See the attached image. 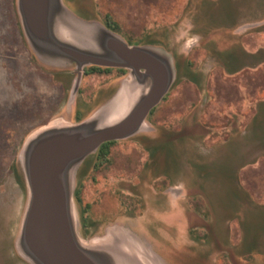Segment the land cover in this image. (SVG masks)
I'll list each match as a JSON object with an SVG mask.
<instances>
[{"label": "rangeland", "instance_id": "rangeland-1", "mask_svg": "<svg viewBox=\"0 0 264 264\" xmlns=\"http://www.w3.org/2000/svg\"><path fill=\"white\" fill-rule=\"evenodd\" d=\"M62 3L70 19L89 27L106 26L109 15L120 29L112 31L129 45L164 54L174 70L144 125L111 140L107 156L99 146L79 165L73 203L83 242L102 246L123 229L147 249L131 253L142 264H152V252L162 264H264V249L249 253L245 243L251 234L264 240L259 237L264 211H256L264 207L259 206L264 204V61L252 66L257 60L248 56L261 51L264 57V0ZM65 31L75 34V26ZM25 40L11 0H0V264H33L18 248L29 203L21 161L25 143L48 126L90 117L105 103L100 89L118 88L129 72L87 75L90 65L82 70L75 63L50 65ZM227 52L247 66L229 74L223 63ZM230 162L236 169L234 184L224 170L220 174ZM234 188L241 192L235 203L230 199Z\"/></svg>", "mask_w": 264, "mask_h": 264}, {"label": "water", "instance_id": "water-1", "mask_svg": "<svg viewBox=\"0 0 264 264\" xmlns=\"http://www.w3.org/2000/svg\"><path fill=\"white\" fill-rule=\"evenodd\" d=\"M17 9L24 35L44 63L59 67L75 63L79 70L88 65L129 69L115 94L90 117L48 126L25 143L21 161L29 203L18 248L33 264H142L131 253L147 249L128 230H120L114 242L102 246L83 242L74 217V183L89 153L144 125L174 79L172 63L153 49L129 45L106 26L89 27L88 22L70 19L62 0H17ZM73 26L75 34L65 31ZM80 80L81 75L73 84L72 98ZM122 90L127 93V112L109 122ZM148 258L162 264L153 252Z\"/></svg>", "mask_w": 264, "mask_h": 264}, {"label": "trees", "instance_id": "trees-1", "mask_svg": "<svg viewBox=\"0 0 264 264\" xmlns=\"http://www.w3.org/2000/svg\"><path fill=\"white\" fill-rule=\"evenodd\" d=\"M11 2H12V6H13V11H14V15H15V19H16V23H17V25H18V28H19V33L21 34V37H22V40H23V43H25L26 44V40H25V37H24V35H23V33H22V30H21V27H20V23H19V21H18V17H17V13H16V11H15V0H11ZM105 25L108 27V28H110L111 30H114V31H117V32H119V25H118V23L115 21V20H113L109 15H107L106 16V18H105ZM128 42H132L131 40H128ZM226 55H225V57H224V60H223V63H224V66H225V68H226V70H227V72L229 73V74H235V73H237L238 71H240V70H242L244 67H246L247 66V64H243L242 63V61H241V59H240V57H239V55H237V54H234V53H231V52H227V53H225ZM261 51H259V52H256V53H252V54H248V56H252V58L254 59V60H257V61H254V62H252V66L253 65H255V64H258V63H260V62H262V61H264V57H262L261 56ZM31 56H30V58H31V60H35V62L37 61L36 60V57L34 56V54H32V52H31V54H30ZM263 59V60H262ZM259 60V61H258ZM95 67H97V68H101L102 69V71H104V72H106V73H116V74H119V75H123L126 71H125V69H122V68H113V67H101V66H96V65H92V66H89V67H87V69H85V73L88 75V74H90V73H93V72H95L96 70H94V68ZM192 80L193 81H195L196 79H194V78H192ZM71 83V81H69L68 82V86L65 88L66 90H69V84ZM150 113H152V111H150ZM112 143V141H107V142H105V143H103V144H101L100 145V147H99V152L101 153V155H106L107 153H108V149H106V147L108 146V145H110ZM236 153H238V151H235V152H230V154H229V156H228V158L229 159H233V157L235 158L236 157ZM234 155V156H233ZM228 159V162L229 161H231V160H229ZM232 162H234L235 164H236V160H233ZM232 162H230V164L228 165V167H226L225 165L223 166V167H220V169H221V172H220V174L222 175V173H223V170L226 172V174H227V177L229 176V177H231V178H233L231 181H230V183L231 184H234V182L233 181H235L234 179L235 178H237L236 177V169H235V167H233L234 165L232 164ZM15 170H16V177H17V180H18V182H20L22 185H24L23 184V178H22V175H21V172H20V170L18 169V167H16L15 168ZM224 174V173H223ZM239 185V184H238ZM76 193H75V195H76V197L79 195V190H76L75 191ZM244 198L245 199H247V197H245L244 196ZM233 202L234 201H237V199H241V192L238 190V188H237V190H235V188L233 189V191H232V197L230 198ZM250 201H253V200H250ZM235 203V202H234ZM253 203V202H252ZM254 204V203H253ZM256 204V203H255ZM259 206H264V204H262V205H259ZM253 208H254V206H253ZM256 209H258V210H256ZM255 210L256 211H260V212H263L264 211V207L263 208H261V207H257ZM236 217V216H235ZM87 218H84L83 219V223L85 224L87 221ZM208 231H209V229H207ZM208 233V232H207ZM209 234V233H208ZM214 234L216 235V231L214 232ZM256 234V233H255ZM260 234V233H259ZM210 235V234H209ZM257 235V234H256ZM196 239H201V237H198V236H196V235H193ZM217 236V235H216ZM258 236V235H257ZM204 241H208V243L209 244H212L213 245V247H214V241L212 240V242H209V239L208 238H204ZM248 241L250 242V243H246V246H249V247H247V249H249V253H252L253 251H255V250H259V249H254V248H252L253 246H255L256 245V241H258V239H257V237L254 235V234H251V237H249V239H248ZM229 242V241H228ZM227 242V243H228ZM230 244V243H229Z\"/></svg>", "mask_w": 264, "mask_h": 264}, {"label": "bare ground", "instance_id": "bare-ground-1", "mask_svg": "<svg viewBox=\"0 0 264 264\" xmlns=\"http://www.w3.org/2000/svg\"><path fill=\"white\" fill-rule=\"evenodd\" d=\"M126 91L122 90L116 97L114 104H115V109L116 111L112 115L111 119L109 122H113L121 117L124 113L127 112V106H128V99L126 96ZM135 95H132V98H134ZM132 100V99H131ZM130 102V101H129Z\"/></svg>", "mask_w": 264, "mask_h": 264}, {"label": "flooded vegetation", "instance_id": "flooded-vegetation-1", "mask_svg": "<svg viewBox=\"0 0 264 264\" xmlns=\"http://www.w3.org/2000/svg\"><path fill=\"white\" fill-rule=\"evenodd\" d=\"M90 66H92V65H90ZM96 66H100V65H96ZM102 67H105V66H102ZM114 68H118V67H114ZM123 69V68H122ZM94 70H96V71H101L102 69L101 68H97V67H95L94 68ZM94 75V74H93ZM92 83H90V85H91ZM117 87H116V85H112V86H110V87H105V88H101L100 89V95L101 96H98V97H105L106 99H105V102L107 101V100H109L114 94H115V92L117 91ZM109 148H110V145H108L107 147H106V149H108V153H109ZM98 151H99V149H98ZM107 153V154H108ZM107 154H106V156H107ZM78 197H79V195H78ZM78 197H77V199H78ZM85 218V217H84ZM84 225V226H83ZM83 225H82V231H83V233H86V228L88 227V223L86 222L85 224L83 223Z\"/></svg>", "mask_w": 264, "mask_h": 264}, {"label": "crops", "instance_id": "crops-1", "mask_svg": "<svg viewBox=\"0 0 264 264\" xmlns=\"http://www.w3.org/2000/svg\"><path fill=\"white\" fill-rule=\"evenodd\" d=\"M114 68V67H113ZM237 217V216H236ZM263 232V233H262ZM233 233H234V235H236L237 233H238V230L235 228V230L233 231ZM260 233V235H259V237H263L264 238V231H260L259 232ZM263 234V236H261ZM250 236V235H249ZM249 239V237L247 238V240ZM258 239V238H257ZM260 241L262 242V243H264V240L262 239V240H258V241H256L257 243H256V245L255 246H253L252 248H254V249H264V246L263 245H261V246H258V244H260ZM204 242H206V243H208V241H204ZM245 243H250L249 241L248 242H246V240H245Z\"/></svg>", "mask_w": 264, "mask_h": 264}]
</instances>
